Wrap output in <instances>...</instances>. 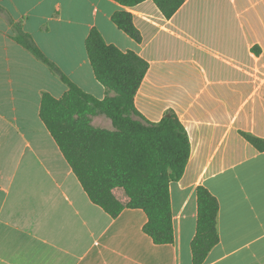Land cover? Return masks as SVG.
Masks as SVG:
<instances>
[{
	"label": "crops",
	"instance_id": "0c3cea01",
	"mask_svg": "<svg viewBox=\"0 0 264 264\" xmlns=\"http://www.w3.org/2000/svg\"><path fill=\"white\" fill-rule=\"evenodd\" d=\"M60 71L102 100L85 41L96 28L107 44L149 68L136 110L159 122L173 111L189 137L185 172L170 184L174 242L154 245L140 209L111 218L93 204L39 117L42 93L61 98L60 78L13 40L0 14V264H192L196 188L218 201L219 243L203 264H264V0H186L166 19L151 0H0ZM131 13L136 43L111 21ZM94 127L113 130L104 116ZM126 206L129 199L113 190Z\"/></svg>",
	"mask_w": 264,
	"mask_h": 264
},
{
	"label": "trees",
	"instance_id": "16d2710c",
	"mask_svg": "<svg viewBox=\"0 0 264 264\" xmlns=\"http://www.w3.org/2000/svg\"><path fill=\"white\" fill-rule=\"evenodd\" d=\"M132 8L146 0H113ZM170 19L186 0H151ZM14 30L13 40L45 64L67 86L61 98L42 93L39 117L56 142L89 200L111 218L125 208L140 209L147 222L143 233L154 245L174 242L170 184L179 181L188 163L191 145L187 132L173 111L156 123L146 120L135 108V96L149 64L132 51L123 52L107 44L92 28L85 41L87 57L105 97L96 99L71 82L13 22L0 6ZM112 23L136 43L142 38L131 13L115 12ZM104 116L113 130L94 127L91 117ZM242 136L258 151L264 141ZM120 188L129 202L121 204L113 194ZM196 232L191 242L192 264H203L219 243L217 199L203 186L196 188Z\"/></svg>",
	"mask_w": 264,
	"mask_h": 264
}]
</instances>
